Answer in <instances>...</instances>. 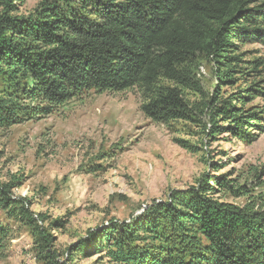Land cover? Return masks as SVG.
<instances>
[{"label": "trees", "instance_id": "16d2710c", "mask_svg": "<svg viewBox=\"0 0 264 264\" xmlns=\"http://www.w3.org/2000/svg\"><path fill=\"white\" fill-rule=\"evenodd\" d=\"M0 6V76L19 85L22 98L43 103V114L91 92L134 90L140 112L154 123L209 124L211 135L226 130L244 141L250 135L246 142L257 135L250 130L264 131V110L245 107L264 98V61L241 52L246 43L264 46V0H48L26 18L11 15L12 0ZM200 60L213 64L219 87L204 106L206 124L188 98L205 96ZM241 82L235 93L220 94ZM6 116L0 112V124ZM211 191L206 185L172 192L135 227L119 234L120 225L109 227L94 249L107 247L110 262L119 264H264V209L246 214L218 205ZM162 218H170V229ZM38 231L43 258L58 264ZM173 238L183 252L173 251Z\"/></svg>", "mask_w": 264, "mask_h": 264}, {"label": "rangeland", "instance_id": "374dc122", "mask_svg": "<svg viewBox=\"0 0 264 264\" xmlns=\"http://www.w3.org/2000/svg\"><path fill=\"white\" fill-rule=\"evenodd\" d=\"M44 1L12 0L11 15L31 16ZM241 52L245 60L264 61L259 43L243 44ZM198 78L205 96L188 98L206 124L204 106L219 88L210 61L200 60ZM12 82L0 76V112L7 115L0 124V264H48L35 228L58 264H119L110 262L107 247L94 249L100 237L114 224L117 234L140 224L172 192L207 185L218 205L246 214L264 209V131L250 130L257 135L246 142L250 135L245 141L226 130L211 135L209 124L154 123L140 112L134 90L91 92L43 114V103L22 98ZM240 85L219 92L233 94ZM245 107L264 110V98ZM239 188L246 194H236ZM169 220L160 222L167 230ZM172 244L183 252L179 239Z\"/></svg>", "mask_w": 264, "mask_h": 264}]
</instances>
